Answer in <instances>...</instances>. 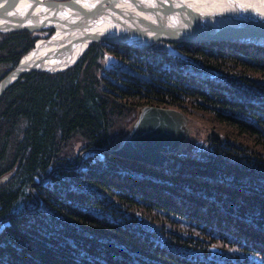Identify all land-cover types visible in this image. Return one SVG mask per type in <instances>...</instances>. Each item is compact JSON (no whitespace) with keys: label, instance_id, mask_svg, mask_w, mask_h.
Returning a JSON list of instances; mask_svg holds the SVG:
<instances>
[{"label":"trees","instance_id":"16d2710c","mask_svg":"<svg viewBox=\"0 0 264 264\" xmlns=\"http://www.w3.org/2000/svg\"><path fill=\"white\" fill-rule=\"evenodd\" d=\"M52 32L0 33V79ZM168 44L180 57L93 42L0 95V264H264V47ZM150 105L200 146L163 168L112 156Z\"/></svg>","mask_w":264,"mask_h":264},{"label":"water","instance_id":"95a60500","mask_svg":"<svg viewBox=\"0 0 264 264\" xmlns=\"http://www.w3.org/2000/svg\"><path fill=\"white\" fill-rule=\"evenodd\" d=\"M204 3L211 0H192ZM230 11L200 9L191 0H0V33L37 32L38 38L0 79V95L29 72L55 73L71 67L93 42L133 49L150 47L180 57L171 40L214 41L264 47V0H217ZM184 112L143 106L129 132L108 152L117 158L163 166L187 138ZM216 136L214 131L208 133ZM0 226V232L7 226Z\"/></svg>","mask_w":264,"mask_h":264},{"label":"rangeland","instance_id":"374dc122","mask_svg":"<svg viewBox=\"0 0 264 264\" xmlns=\"http://www.w3.org/2000/svg\"><path fill=\"white\" fill-rule=\"evenodd\" d=\"M139 112V111H138ZM137 112V113H138ZM137 116H138V114L136 115V118H137ZM135 118V119H136ZM135 119H133L132 120V122L129 124L130 126H129V129H128V132H129V130L131 129V127L133 126V122L135 121ZM199 127H200V125L198 124V123H196V122H194V123H189V124H187V134H188V136L186 135V139H185V141H184V144L181 146V148H180V150H192V152L193 151H195V149L198 147V146H200L199 144L200 143H202L203 142V139L201 138V137H199L198 135H201L202 134V132H200V130H199ZM127 132V133H128ZM127 133H125V134H123V137H124V135H126ZM208 133H210V131H208ZM208 133H206V135L204 134L203 135V137H204V139H206L207 138V135H208ZM212 135H210L209 136V138L211 137ZM192 138H195L194 140L192 139ZM120 139L121 138H117L115 141H114V144H112V147L111 148H116L117 146H118V144H119V141H120ZM190 139H192V140H190ZM199 139H201V141L202 142H199L198 140ZM190 144V145H189ZM110 148V149H111ZM109 150V149H108ZM179 151V150H178ZM178 151H176V152H178ZM175 153V152H174ZM97 155V154H96ZM170 154H168V156H169ZM95 156V154H92V153H88V154H86V156H85V158H93ZM170 159H171V157H170ZM170 162V160L165 164V165H168V163ZM164 165V166H165ZM159 168V167H158Z\"/></svg>","mask_w":264,"mask_h":264},{"label":"bare ground","instance_id":"6f19581e","mask_svg":"<svg viewBox=\"0 0 264 264\" xmlns=\"http://www.w3.org/2000/svg\"><path fill=\"white\" fill-rule=\"evenodd\" d=\"M191 2H194L197 6H203V7H201L200 9H208V10H210L211 11V8H214V9H219L220 11H222V10H224V11H230V5L228 4V5H226V4H223L224 3V1L223 2H220V1H217V0H211V1H205L204 3H199L198 1H192L191 0ZM103 41H105V40H103ZM103 41H98V42H103ZM36 42V41H35ZM34 45V44H33ZM146 48V47H145ZM136 49H138V48H136ZM136 49H134V50H136ZM138 50H141V49H138ZM27 52V51H26ZM112 60V59H111ZM62 71V70H61ZM60 71V72H61ZM7 73V72H6ZM6 75V74H5ZM4 77V76H3ZM16 82V81H15ZM166 108V107H165ZM174 109V108H173ZM175 110H177V109H175ZM177 111H179V110H177ZM179 112H182V111H179ZM186 116V115H185ZM136 120V119H135ZM186 123L187 124H189V123H191V122H189V119L187 118V116H186ZM213 136V135H212ZM214 137V136H213ZM205 140H209V138H206ZM184 144V143H183ZM115 157V156H114ZM117 158V157H116ZM123 159V158H122Z\"/></svg>","mask_w":264,"mask_h":264}]
</instances>
